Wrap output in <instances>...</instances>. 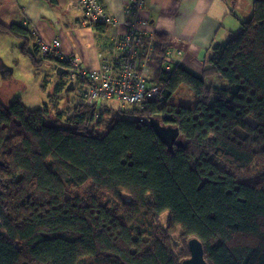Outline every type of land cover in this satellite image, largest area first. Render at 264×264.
Instances as JSON below:
<instances>
[{
    "label": "trees",
    "instance_id": "16d2710c",
    "mask_svg": "<svg viewBox=\"0 0 264 264\" xmlns=\"http://www.w3.org/2000/svg\"><path fill=\"white\" fill-rule=\"evenodd\" d=\"M0 32L33 68L69 67L26 27ZM169 47L154 35L142 110L70 102L67 83L40 108L0 102V264H181L192 237L207 264H264V0L201 72Z\"/></svg>",
    "mask_w": 264,
    "mask_h": 264
},
{
    "label": "crops",
    "instance_id": "0c3cea01",
    "mask_svg": "<svg viewBox=\"0 0 264 264\" xmlns=\"http://www.w3.org/2000/svg\"><path fill=\"white\" fill-rule=\"evenodd\" d=\"M72 1L0 0V22L20 24L38 41L51 42L57 39L60 43L58 51L63 57L76 58L83 71H96L100 68L101 57L114 52V40L125 32V22L130 18L125 11L127 0H100L104 11L114 21L112 24H103L105 29L102 31L86 25L83 9L73 5ZM253 1L147 0L141 15L146 20L148 35L159 33L168 37L172 64L182 63L201 72L210 47L224 43L236 33L240 22L250 17ZM4 36L12 35L0 32V39L10 40L20 53L21 40L12 36L16 39L13 41ZM2 61L0 59V69L7 75L14 71L9 65L17 64L19 59L14 56L8 64ZM40 68H44V84L50 83L54 87L58 83H67V87L72 85L73 90L66 98L70 96L74 102L81 99L83 85L76 78L57 75L52 63H45ZM58 97L64 107L65 95L59 93Z\"/></svg>",
    "mask_w": 264,
    "mask_h": 264
},
{
    "label": "built area",
    "instance_id": "2783aa9c",
    "mask_svg": "<svg viewBox=\"0 0 264 264\" xmlns=\"http://www.w3.org/2000/svg\"><path fill=\"white\" fill-rule=\"evenodd\" d=\"M146 2L127 0L125 11L130 18L125 22V32L114 40V52L101 57L100 68L96 71H83L76 58L63 57L58 51L60 43L57 39L51 42L38 41L41 54H53L66 60L68 69L73 70L72 79H85L81 92L84 103L110 106V102L114 101L120 109L134 107L142 110L149 101L159 96L160 88L149 84L147 80L154 36L147 34L146 20L141 15ZM72 3L83 9L85 24L90 27L98 23H114L104 11L100 0H73ZM166 55L167 59H171L169 50ZM165 69L169 71L170 67L166 66ZM131 119L146 120L144 116H132Z\"/></svg>",
    "mask_w": 264,
    "mask_h": 264
},
{
    "label": "rangeland",
    "instance_id": "374dc122",
    "mask_svg": "<svg viewBox=\"0 0 264 264\" xmlns=\"http://www.w3.org/2000/svg\"><path fill=\"white\" fill-rule=\"evenodd\" d=\"M4 37H10L9 39L16 41L12 36ZM14 56H16L19 61L17 64L9 65L14 69L12 74L8 73L5 75L0 69V102L7 107L15 96H19L29 109L41 106L42 103L45 104L47 102V94L52 95L55 87L50 83L44 84V82H42L44 68H32L28 58L22 56L10 40L0 39V59L3 60L2 62L8 64L9 60ZM76 84L77 83L74 85ZM68 99L70 102H74L70 96ZM110 104L112 110H117L114 101H111ZM59 108H62L61 99L59 101ZM111 115H113V113ZM104 129L105 127L101 126L98 127L97 131L98 133H102ZM161 223L166 226V215L161 217Z\"/></svg>",
    "mask_w": 264,
    "mask_h": 264
},
{
    "label": "water",
    "instance_id": "95a60500",
    "mask_svg": "<svg viewBox=\"0 0 264 264\" xmlns=\"http://www.w3.org/2000/svg\"><path fill=\"white\" fill-rule=\"evenodd\" d=\"M54 69L55 73L59 76H71L73 74V70L57 66L56 64H54ZM150 123L151 125L157 127V123L155 122V120H151ZM187 246L189 257L184 259L181 264H207L204 259L202 244L197 238H190L188 240Z\"/></svg>",
    "mask_w": 264,
    "mask_h": 264
}]
</instances>
